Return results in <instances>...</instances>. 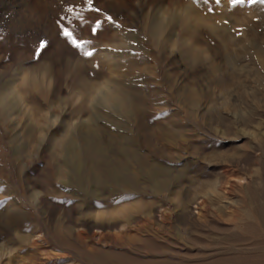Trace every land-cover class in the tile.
I'll list each match as a JSON object with an SVG mask.
<instances>
[{
    "label": "rangeland",
    "instance_id": "1",
    "mask_svg": "<svg viewBox=\"0 0 264 264\" xmlns=\"http://www.w3.org/2000/svg\"><path fill=\"white\" fill-rule=\"evenodd\" d=\"M263 58L264 0H0V264H264Z\"/></svg>",
    "mask_w": 264,
    "mask_h": 264
},
{
    "label": "bare ground",
    "instance_id": "2",
    "mask_svg": "<svg viewBox=\"0 0 264 264\" xmlns=\"http://www.w3.org/2000/svg\"><path fill=\"white\" fill-rule=\"evenodd\" d=\"M186 18H188V13L186 14ZM190 15V14H189ZM213 25V24H212ZM155 28V27H154ZM156 30V29H155ZM187 56H190V58L192 59H195L198 57L199 55V51L197 49H189L188 51H186V54ZM264 59V58H263ZM136 69H130V68H127V73L123 74V79L124 81H126L128 79V77L130 76H135L137 73L135 72ZM143 70V69H141ZM139 69V71H141ZM131 77V78H132ZM122 79V80H123ZM131 81V80H130ZM124 85V84H123ZM130 89V88H129ZM126 92H123L122 91V88H111V87H107L106 88V91L105 92H102L101 93V96H100V103L103 104L106 107H114L115 109H118L119 111L121 112H127L128 111H138V112H141L143 110V107L139 106L138 103H137V100L136 99H130V97H127L125 95ZM114 109V111H115ZM119 112V113H121ZM130 115H131V112H130ZM132 116V115H131ZM114 117V116H113ZM144 124V122H142ZM151 124V123H150ZM141 127H145V128H149V129H153L152 130V133L155 135L156 133H158L159 135H165V134H168V135H173V132L167 130V128L165 126H157V127H153L152 125H139ZM136 136V135H135ZM90 138V137H89ZM84 140V138H83ZM88 140V139H87ZM87 140H86V143H87ZM89 141V140H88ZM85 142V141H84ZM91 143V142H90ZM93 144V143H91ZM259 146H261L259 144ZM121 150H123L122 146L120 147ZM99 145H97L95 147V149H93V151L91 152V159H92V162H94V167L92 166L90 170L92 171H95L98 175H97V181H102L103 180V177H105V171H104V168H98V165L96 164L97 163V158H98V154H99ZM88 151V150H87ZM126 151H129V150H126ZM224 153V152H223ZM102 161V160H101ZM155 167V166H154ZM151 174V173H150ZM154 176V175H153ZM159 176V175H158ZM157 180V179H156ZM164 182H158L156 183L157 185H154V188H158L160 185H162ZM153 190V189H152Z\"/></svg>",
    "mask_w": 264,
    "mask_h": 264
}]
</instances>
